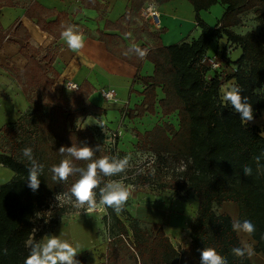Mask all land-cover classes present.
I'll use <instances>...</instances> for the list:
<instances>
[{
    "label": "trees",
    "instance_id": "16d2710c",
    "mask_svg": "<svg viewBox=\"0 0 264 264\" xmlns=\"http://www.w3.org/2000/svg\"><path fill=\"white\" fill-rule=\"evenodd\" d=\"M147 0H131L124 13L116 22L105 21L103 29L98 30V39L104 42L106 50L112 55L135 66H141L143 59L153 64V73L140 78L143 83L141 102L127 110L129 118L142 117L155 113L158 103L161 113H174L178 120L176 129L172 123L155 124L151 129L140 132L132 130L136 147L152 154V165L132 175L124 173L114 177H102V184L111 180H123L133 186H144L158 182L161 190H185L197 200L194 216L188 223L190 243L183 248L174 246L162 224L142 223L125 208L117 214L112 208L104 206L102 216L108 238L107 262L128 264H200V250L212 247L227 257L229 264H253L252 258L240 260L231 255L233 247L241 246L237 233L233 232L232 217L226 212H218L224 202H233L239 208L238 219L252 221L255 234L249 237L254 242V252L264 254V173L258 174L254 157L264 151V128L255 124L243 123L239 114L231 106L220 102V82L214 72L207 79L210 66L203 63L210 43L215 38L225 36L230 45L239 47L241 53L233 61V72L229 76L242 88V95L249 98L254 109V117L264 109V0H187L195 11V20L201 32L191 41L163 45L159 32H147L155 44L130 46L122 38L128 34L132 19ZM168 0H156L163 3ZM225 6L223 15L214 26L208 25L200 11L212 5ZM14 0H0V7L14 6ZM85 6L92 5L85 0ZM96 7L95 5H93ZM252 13L261 20L258 31L237 33L234 27L240 26L243 16ZM28 17L37 18L42 29H53L57 37L72 25L66 12L48 11L38 3H33L25 11ZM56 15L54 20L47 18ZM117 30L119 33H110ZM23 31V39L28 34L19 24L13 33L0 24V47L3 41H10ZM136 37L140 32L136 31ZM147 49V55L140 58L134 48ZM55 49L39 50L28 43L20 47L26 64L18 70L16 79L29 105L20 117L0 128V164L14 172L13 178L0 184V264H24L29 254L27 244L30 240L41 241L49 235L59 218L68 212L78 211L66 193L79 175L70 176L67 182H55L49 171L52 165L59 164L63 158L59 148L89 146L101 150L93 159L102 156L123 158L124 151L113 144L99 141L90 127H75V121L82 116H100L105 110L94 105L89 96L92 85L84 81L76 91L61 90L57 94L54 81L58 76L52 67ZM34 53V54H32ZM127 53V54H126ZM16 69V68H15ZM160 87L163 98L157 99L156 88ZM30 89L36 100L29 96ZM32 147L35 159L44 165L39 177V189L33 192L27 185L29 162L22 156L24 147ZM90 161L74 160L77 167H86ZM172 163V173L167 175ZM264 165V157H261ZM253 168L251 176H245L243 166ZM166 170V171H164ZM99 197V189H96ZM64 196L69 201L61 200ZM58 197V199H56ZM40 225L48 226L41 230ZM7 249V254L3 249ZM80 264H88L85 256L76 257Z\"/></svg>",
    "mask_w": 264,
    "mask_h": 264
},
{
    "label": "crops",
    "instance_id": "0c3cea01",
    "mask_svg": "<svg viewBox=\"0 0 264 264\" xmlns=\"http://www.w3.org/2000/svg\"><path fill=\"white\" fill-rule=\"evenodd\" d=\"M89 1L92 5L86 7L84 4L85 0H14L16 2L14 6L0 7V24L5 30L13 33L16 31L17 26L21 24L28 34V40L25 41L22 38L24 32L19 31V34L16 36L9 37L10 41H3L0 47V128L6 123L15 122L26 111L29 105L28 96L23 93L16 79L18 70H21L27 61L20 53V47L26 43L32 48L38 49L40 57L45 54L47 49L53 52V48H56L55 57L52 62V67L58 73L54 81L56 88H61L67 81H72L79 85L87 81L92 85L93 89L89 100L94 105L103 108L105 112L100 116L87 115L79 117L76 127L92 128L94 125H102L108 129H118L119 133H121V129L119 128L125 129V127L120 124L130 123L134 127L139 122L141 124L143 123V125L149 123L155 125L158 123L160 107L157 102L155 104L154 114L146 113L142 117L134 118H129L127 114L128 109L133 108L141 102L143 96L140 93L144 86L140 78L152 75L154 69L153 64L143 59L141 66L137 69L135 66L109 53L106 50L104 42L98 39L97 31L103 29L105 21L116 22L124 13L125 8L130 5L131 0ZM33 3H38L48 11L66 12L68 18L73 22L72 25L83 33L85 37V46L83 49L79 52L71 51L62 36H56L55 30L42 29L37 23V18L28 17L25 11ZM156 5L161 15V27L158 30L153 29L146 21L141 19L139 16L140 8L133 17L132 24L128 27V34L122 36L128 45L136 46L146 44L147 47L153 46L155 40L148 37L147 32H159V41L163 45L191 41L198 37L201 29L197 26L195 11L189 1L168 0L163 3L156 2ZM224 10L225 6L218 2L208 10L200 11V17L208 25L214 26L219 22ZM55 17L56 15H52L47 18V21L54 20ZM237 28L238 26L233 29ZM136 31L140 32L139 38L136 37ZM109 32L119 33L117 30ZM222 37L224 38L223 40L221 37L213 39L207 49L206 58L221 54L220 51L224 52L223 48L229 45L232 46V50L228 59L232 62L231 65L233 66V61L239 57L241 50L239 47L230 45L225 36ZM236 51L237 55L232 56ZM229 80L230 83L233 81L232 78ZM103 88L114 89V97L110 100L102 98L101 89ZM156 93L157 99L164 97L160 87L156 88ZM13 176L14 172L10 168L0 164V184L10 181ZM195 203L197 208V200ZM142 208L146 210H151L152 208L158 210V217L156 216L155 222L161 224L168 219L171 221L170 225L172 227L170 228H172L171 230L174 231L175 235L187 224L189 242L180 248L186 247L190 243L188 223L195 212L190 215L189 206L182 207L184 210L179 211V213L170 214L165 208H161L159 205L144 206ZM228 208H231V211H228ZM218 209L219 212H226L231 217H233V214L237 215L239 213L237 204L233 202H224ZM159 211L163 212V214H159ZM63 239H67L73 243H79L80 249L78 251L84 247L83 241L81 242L79 237L71 240L66 233ZM94 243H89L86 249L78 254L85 256L83 252L90 250ZM105 249H107V243ZM103 252L104 250H101L99 253L102 254ZM99 253L95 255L91 254L90 257L85 256L86 262L88 264H99L102 260V258H98ZM251 258L253 264H264V254L254 252Z\"/></svg>",
    "mask_w": 264,
    "mask_h": 264
},
{
    "label": "clouds",
    "instance_id": "9594fccd",
    "mask_svg": "<svg viewBox=\"0 0 264 264\" xmlns=\"http://www.w3.org/2000/svg\"><path fill=\"white\" fill-rule=\"evenodd\" d=\"M68 48L73 52H79L85 46V37L75 26L69 25L61 33ZM140 58L147 55V49L138 47L133 49ZM127 54V53H126ZM242 88L235 81L221 88L220 102L222 106H231L235 113L239 114L240 120L247 124L254 120V109L247 96L242 95ZM102 126V125H101ZM101 150V146L96 148L72 145L71 147H60L61 156L71 157L74 160L90 161L86 167H77L73 159L63 158L59 164L52 165L49 169L51 179L55 182H67L70 176L79 175L71 186L70 192L65 195L69 200L74 198L73 206L76 209L84 210L88 213L97 207V192L99 189V204L112 208L117 214H120L129 197L130 189L119 180H109L102 184V177H114L124 173L127 169L129 158H118L116 156H102L93 159L96 152ZM22 156L29 162L27 172V185L33 191H37L40 186L39 177L43 174L44 165L40 164L34 157L32 147H24L21 150ZM261 157H264V151L254 157L256 171L258 174L264 173V165H261ZM245 176H251L253 168L249 165L243 166ZM58 199V197L56 198ZM233 232L238 235L252 237L255 234L256 226L250 220L234 219L231 223ZM62 233L59 236L46 235L42 241L30 240L27 244L29 254L24 260V264H80L76 258L80 244L62 239ZM7 249L3 253L7 254ZM231 255L240 260L250 259L254 255L253 248L245 241H241V246L233 247ZM200 264H229L227 257L217 252L215 248L205 247L200 250Z\"/></svg>",
    "mask_w": 264,
    "mask_h": 264
},
{
    "label": "rangeland",
    "instance_id": "374dc122",
    "mask_svg": "<svg viewBox=\"0 0 264 264\" xmlns=\"http://www.w3.org/2000/svg\"><path fill=\"white\" fill-rule=\"evenodd\" d=\"M261 25V20L257 19L252 13H247L243 16V22L240 26H238L237 29H233L237 33H244L246 31L252 30V31H258ZM223 40L224 38L221 37ZM232 46L227 45L223 48V51H220L221 54L213 55L211 58H213L216 62L217 67L212 68L210 65V71L207 73V79L211 80L213 78L214 72L218 75L219 82H220V96H221V88L230 82V75L233 72V66L231 65L232 62L228 59L231 54ZM237 55V51L234 53L235 56ZM206 57V55H205ZM230 62V64H229ZM209 64V63H208ZM54 91L59 94L61 90L68 91L64 88V84L61 88H56L53 85ZM35 91L30 89L29 96L36 100V97L33 95ZM100 102V100H99ZM158 123L161 124L162 122H169L174 125V127L177 129L178 127V120L174 113H171L169 115H163L160 110V114L158 115ZM156 120V117H155ZM154 120V121H155ZM143 121V120H142ZM78 121H75V127L78 125ZM249 123L255 124L259 128H264V109L260 110L256 117H254L253 121H250ZM121 126H124L125 129H121V133H119L118 129H108L107 127H103L101 125H94L92 127L93 131L95 132V136L99 141L104 142L105 144H113L115 140H118L117 148L120 150H123L124 157L129 158V163L127 166L128 171L130 170L132 175L138 171L146 170L147 168H150L152 165L151 159L152 154L145 150H140L136 147V139L132 135V130L137 129L140 132H144L145 130L151 129L153 125L151 123L147 125H143L140 122L137 123L134 126L129 124H120ZM151 125V127H149ZM103 127V128H102ZM147 127V128H146ZM149 127V128H148ZM115 134V137H114ZM264 134V132H262ZM173 167H179L177 163H172L171 166L168 168L170 172L167 173L169 175L172 173V170H175ZM128 171L124 173V176H127ZM166 171V170H164ZM123 184L124 181L120 180ZM131 191V196L129 197L128 201L125 204V208L128 210L130 214L137 217L142 223L144 224H150L152 222H155V218H148L144 214V210L142 207L144 206H161V208H165L168 213H179V211L184 210L182 207L189 206L190 208V215L196 211L195 206V197L192 195L191 192L185 191V190H168L164 189L161 190L159 188V183H153L150 185H144V186H133L130 183L125 184ZM61 200L69 201L64 196L60 197ZM97 207L96 209H93L92 211L86 213L84 210H78L73 212H68L65 215H63L61 218H59L58 223L53 226L50 230L49 235L59 236L61 233L62 239L64 236H66V233L68 234L69 238L71 240L81 239V242L83 241L84 247L79 251H83L86 249L87 245L92 242H95L92 248L90 250H85L83 253L85 256H89L91 254L95 255L101 252V250H104V252L101 254L99 253L98 258L102 260L99 264H114L112 261L107 262L105 257L106 252V243H107V236L105 233L104 224L102 222V216L106 213L105 208L103 205L99 204V197H97ZM74 201H72L73 204ZM222 210V209H221ZM228 211H231V208L227 209ZM217 211L219 212V209L217 208ZM139 215H137V214ZM175 215V214H174ZM238 214H233V220L238 219ZM145 217V218H143ZM157 218V217H156ZM171 221L168 219L163 221L161 224L165 228V232L169 236L170 240L174 244L175 247L180 248L181 246H185L189 242V238L187 236V224H185L182 228V230L174 234V231H172L170 227ZM41 230L48 229V226L46 225H40ZM94 235V236H93ZM46 235H44L41 239V241L45 238ZM240 240L245 241L247 244H249L253 250H254V242L243 235H239ZM89 242V243H88ZM82 253V254H83ZM115 264H128V259L125 258V260L122 263H115Z\"/></svg>",
    "mask_w": 264,
    "mask_h": 264
},
{
    "label": "built area",
    "instance_id": "2783aa9c",
    "mask_svg": "<svg viewBox=\"0 0 264 264\" xmlns=\"http://www.w3.org/2000/svg\"><path fill=\"white\" fill-rule=\"evenodd\" d=\"M139 16L141 19L146 21L151 28L159 29L161 27V15L157 8L155 0H147L146 3L141 7L139 11ZM203 63L207 64L208 66H212L215 69L218 64H216L213 58H203ZM209 63V64H208ZM234 70V68H233ZM79 87V84L67 81L64 83V88L68 91H76ZM115 91L112 88H103L101 89V96L105 100H110L114 97ZM115 137V134H114Z\"/></svg>",
    "mask_w": 264,
    "mask_h": 264
},
{
    "label": "bare ground",
    "instance_id": "6f19581e",
    "mask_svg": "<svg viewBox=\"0 0 264 264\" xmlns=\"http://www.w3.org/2000/svg\"><path fill=\"white\" fill-rule=\"evenodd\" d=\"M149 208V207H148ZM151 209V208H150ZM153 209V208H152ZM144 210V214H145V216L147 217L148 216V218H156V216H157V211L158 210H156V209H153V210ZM159 214H163V212H161V211H159L158 212ZM158 217V216H157Z\"/></svg>",
    "mask_w": 264,
    "mask_h": 264
}]
</instances>
